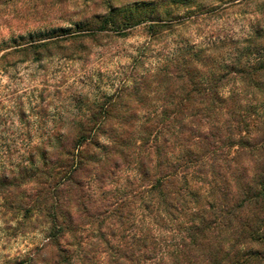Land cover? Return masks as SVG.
I'll return each instance as SVG.
<instances>
[{"label":"trees","instance_id":"16d2710c","mask_svg":"<svg viewBox=\"0 0 264 264\" xmlns=\"http://www.w3.org/2000/svg\"><path fill=\"white\" fill-rule=\"evenodd\" d=\"M150 10L109 9L95 29L0 55L2 71L13 55L73 58L140 25L147 38L110 93L0 162L4 223L44 235L3 264H264V59L224 58L233 40L183 41L146 66L180 26L172 11ZM253 36L240 48L247 57L264 54V29Z\"/></svg>","mask_w":264,"mask_h":264},{"label":"rangeland","instance_id":"374dc122","mask_svg":"<svg viewBox=\"0 0 264 264\" xmlns=\"http://www.w3.org/2000/svg\"><path fill=\"white\" fill-rule=\"evenodd\" d=\"M187 1L193 6L182 0H0V55L37 44L45 36L64 34L61 31L95 29L109 9L129 10L144 3L148 12L154 9L155 16L172 11L173 22L180 24L148 54L146 66L154 65L183 41L204 47L233 40L239 48H225L224 58H249L253 63L264 59V54L257 55L255 50L247 57L240 49L254 37L253 30L264 29V0ZM146 40L140 25L130 29L125 39L101 38L98 45L89 44L83 54L73 58L60 56L54 48L48 54L37 49L34 56L9 57L0 71V162L10 155H22L25 143L43 138V127L69 119L83 101L110 93L129 73L132 58ZM257 42L263 44L256 39L253 45ZM4 222H8L7 217L0 214V264L19 259L43 243L40 229L14 234L8 229L13 225Z\"/></svg>","mask_w":264,"mask_h":264}]
</instances>
